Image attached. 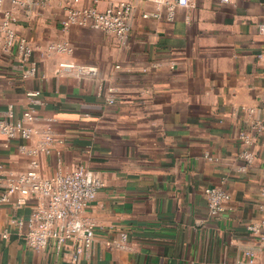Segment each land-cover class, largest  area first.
Instances as JSON below:
<instances>
[{
  "label": "crops",
  "instance_id": "crops-1",
  "mask_svg": "<svg viewBox=\"0 0 264 264\" xmlns=\"http://www.w3.org/2000/svg\"><path fill=\"white\" fill-rule=\"evenodd\" d=\"M96 1L101 9L119 0ZM132 1L126 45L89 27L61 32L62 0L18 12L16 34L30 40L36 72L22 78L16 54L0 53V113L8 103L19 112L25 92L39 89L40 122L52 115L63 139L39 154L42 173L54 171L57 157L65 170L83 163L100 173L103 184L85 210L95 224L93 252L80 264H248L246 249L264 264V242L246 228L260 217L264 144H253L246 163L239 138L264 121V34L256 28L264 0H190L170 21L152 16L154 0ZM60 38L72 51L46 55V42ZM63 58L96 73L57 76ZM20 142L0 137L6 169L27 167ZM211 185L230 194L217 215L206 203ZM14 201L0 203V228L26 218L34 203ZM121 231L125 247L115 245ZM69 250H34L12 230L0 242V264H70Z\"/></svg>",
  "mask_w": 264,
  "mask_h": 264
},
{
  "label": "built area",
  "instance_id": "built-area-1",
  "mask_svg": "<svg viewBox=\"0 0 264 264\" xmlns=\"http://www.w3.org/2000/svg\"><path fill=\"white\" fill-rule=\"evenodd\" d=\"M154 1L157 6L152 16L159 18L163 15L169 21L174 18L177 6L190 4V0ZM46 2L47 0H0V53L3 56L16 54L22 78L36 72V61L31 58L33 47L30 40L16 34L18 12ZM62 6L64 13L59 20L61 32H67L72 26L89 27L113 34L119 45L127 44L133 19L132 0L109 2L101 9L96 0H88L86 3H82V0H62ZM148 15L147 12L142 13L143 17ZM256 28L259 33L264 34V14L256 21ZM45 49L46 55L69 54L72 46L67 39L60 38L47 41ZM53 71L57 76L76 77L93 76L96 73L93 66L80 64L69 58L58 60ZM41 77L45 78V74L42 73ZM40 95L39 89L27 90V102L19 112L12 103H8L0 113V137L5 142L13 138L22 139L17 148L29 156L27 167L22 170L6 169L0 162V203L15 198V205L20 207L28 198L34 199L26 218H16L10 229L0 228V242L15 230L28 247L37 251L51 248L53 252L60 253L68 247L70 264H80L82 257L90 256L93 252L95 233V224L85 214V210L95 199L103 180L97 170L88 168L83 163L71 169H63L59 164V157L56 168L50 175L42 173L39 154L49 153L52 143H62L63 139L56 136L53 130L55 118L52 115L46 116L43 123L40 122L38 107L44 103ZM106 100L111 103L114 98L110 95ZM242 108L249 114L254 112L253 107ZM239 138L242 143L240 156L246 163H251L255 155L253 144L259 139L264 144V121H253L251 130L241 131ZM57 154L59 156L60 152ZM204 193L211 215L220 213L230 199L229 192L220 185L207 186ZM259 194L260 217L248 223L246 228L264 242V169L261 172ZM115 245L126 246L124 231L120 232V241ZM244 255L248 264H258L252 250L246 249Z\"/></svg>",
  "mask_w": 264,
  "mask_h": 264
}]
</instances>
